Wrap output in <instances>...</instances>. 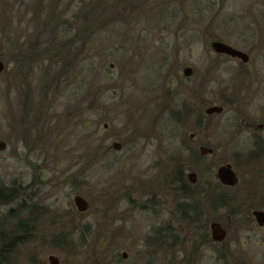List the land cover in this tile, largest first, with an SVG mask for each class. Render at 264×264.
<instances>
[{"label": "rangeland", "instance_id": "rangeland-1", "mask_svg": "<svg viewBox=\"0 0 264 264\" xmlns=\"http://www.w3.org/2000/svg\"><path fill=\"white\" fill-rule=\"evenodd\" d=\"M2 1L4 0H0V4ZM54 1L57 2V0ZM65 1L68 3L70 0ZM116 1L115 5L118 6L119 10L126 7V3H120V0ZM23 3L25 7L23 8L26 10V3ZM34 4V0H32L31 5L34 6ZM224 4L225 9L218 13H211L207 8L201 9V5L197 3L196 6L201 12L198 16L195 14L190 18L192 20L199 18L201 21L206 22V19L213 16L209 26L211 34L219 37L218 39L223 43H230L236 48H241L240 50L243 52L249 48L250 63L246 68L249 77L243 78V80H250L252 83H255L258 78L264 80V61L260 60L259 55L260 49H264V0H224ZM70 5L68 7L71 8L74 3L71 2ZM214 7L216 8V1ZM70 8L65 16L69 15ZM24 9L17 13L14 11L11 16L9 4L0 5V22L4 19L8 22L16 14L13 19L14 22L17 21L19 24L18 29L15 28L14 31L29 33L31 38L43 37L46 39L52 28V24L51 27L48 25L49 22L44 23L48 18V14L47 16L45 14L46 9L39 14L31 10L28 15L24 12ZM143 10L146 12L148 19L151 15V9L143 5ZM31 17L34 20L28 22ZM163 18H165L164 15L161 16V19ZM121 30L122 27L119 24L114 25L110 30L115 35L110 49L112 51L118 50V53L114 55L116 60L109 57L99 63L97 61L96 64L99 73L107 74L106 78L103 79V85H114L118 73L114 64L118 61L124 67L128 66L129 61L126 59V55L130 54L131 51H137L140 55H144L143 58L146 59L145 54L147 51L144 45L132 44L131 33L121 35ZM3 31V24H0V35ZM6 31L8 35L15 34L12 26H9ZM198 36L201 37L198 33H195V37L191 38L196 39ZM165 37L168 36L165 35ZM2 38L0 36V47L4 48ZM118 43L124 44V48L119 49L118 47L121 45ZM105 49H108V47H105ZM189 49L190 51L187 53H178L177 58L178 61L184 59V63L188 64L189 68L195 66L201 85L206 83L207 79L208 82L209 80L221 79L220 73L216 71L207 72L210 68V55L212 53L205 41L201 40L197 42L195 47L190 46ZM194 58L197 60H194ZM172 59L170 57L168 60L173 64L175 60ZM144 68H146V62L143 60L141 64H137V67L130 66L125 69V73H128V79L124 81L125 83L123 82L120 90L117 88L116 92L119 93L115 99V101H121L124 104L116 105L114 111L109 113L112 120L111 124H108L109 126L105 124L107 132L102 130L103 124L97 131V137L109 133H114L117 136L116 139L105 142L107 147L112 142L124 144L119 151L112 152L111 157L117 161L112 166H101L97 162L88 169L77 172L81 169L82 163L79 160L76 161L75 158L80 155L84 143L82 137L85 131L80 132V129H75L74 122L77 119L70 118L69 122V118L67 119L65 113L62 114L63 102L75 100L74 97L57 98L54 104L47 99L43 104H39L35 96V98L32 97L24 105L17 108L14 120L16 130L20 134L30 133V140L40 137L41 147L46 150L47 159L37 156L35 149L33 152H26L20 143L13 140L12 136L7 138L8 142L1 139L0 141L5 144V148L0 151V181L5 187H9L13 183L14 187L26 189L25 192L29 193L30 196L37 197L38 206H36L48 210L47 212L57 214L69 211L68 209L72 208V196L75 194L83 197L88 204L86 214L80 218L81 224H87L88 229L86 231L81 229L74 231L71 235L73 241L65 247L66 251L56 253L41 250L39 259L33 257L30 264H48L46 258L49 255H53L58 264H99L104 261L109 262L113 249H117L115 251L117 255L120 253L126 254V259L118 264H147L146 257L149 255L148 251L150 249L149 245L144 244L143 241V238L148 235L147 218L137 213L131 215V195H129L131 193V181H135L142 171H146L144 174L142 173L143 176L148 174L151 161L150 150L153 149L152 145H149V141L142 136L140 141L136 142L134 147L136 151L131 153V135L135 137L144 130L142 121L145 112L148 111L145 98L149 96V91L152 88L157 87L155 81L157 77L156 70L149 73L148 68L147 70H144ZM105 69L109 72H104ZM238 69V66H236L231 70L236 73ZM1 72L0 87L4 90L5 82H3V79L5 77L1 75ZM181 73L182 71L179 70L178 79H180ZM178 79L176 77L170 78L169 88L173 95L177 94V97L181 95L187 100L197 98V96L200 99H207L208 94L201 85L199 89L196 87L197 83L194 79L189 82ZM105 101L104 98L100 100L104 105ZM4 104H7V101ZM25 106L26 108H24ZM37 106H40V116L35 122H32L33 113ZM1 109L3 115L6 116L4 108L1 107ZM100 114L102 115V113ZM6 121L7 118L2 122L0 119V135L5 137L8 135ZM167 129L168 132L176 130L169 121ZM209 129V139L214 143L216 150L213 157L214 168H216L217 165L228 163V143L224 134L226 129L224 120L212 118L209 122ZM168 138L170 141L167 144V149H169L166 150V156L168 161L176 160L178 152L171 149L178 144L176 131H173V135ZM86 146L90 148L91 145ZM142 148L141 155H139L138 150ZM160 153V151L153 152L156 155ZM182 155L185 154L182 153ZM51 177H54L58 182H61L65 177H69V183L67 182V185L63 186L56 185L55 180H49ZM168 203L164 206V210L169 213L172 209L170 202ZM2 211H4V208H0V213ZM108 225H113L114 228L119 226L121 232L113 236L114 229L109 228ZM172 225L176 227L173 222ZM256 232V234L247 232L240 234L237 244L231 247L232 255L238 256L240 254L244 258V264H264V244L260 240V235L264 233V227ZM177 245L176 242L173 247L176 248ZM155 257L150 264H161L160 257ZM153 260L155 261L153 262ZM197 261V264H209V250L202 251ZM112 262L110 264H113Z\"/></svg>", "mask_w": 264, "mask_h": 264}, {"label": "trees", "instance_id": "trees-1", "mask_svg": "<svg viewBox=\"0 0 264 264\" xmlns=\"http://www.w3.org/2000/svg\"><path fill=\"white\" fill-rule=\"evenodd\" d=\"M31 1L4 0L0 4H9L11 16L14 11L17 13L25 8L23 2L26 3L24 12L27 15L31 10L39 14L46 9L48 18L44 23L49 22V26L52 24L50 34L45 39L31 38L29 33L14 31L19 24L13 19L16 14L12 20L6 22L4 19L0 22L4 30L0 35L4 45V48L0 47V61L3 64L1 75L5 77L4 90L0 87V119L2 122L7 118L8 126L7 137L0 135V140L8 142L7 138L12 136L26 152L35 149L37 156L47 159L40 137L30 140V133L20 134L16 130L14 120L17 108L35 96L39 104L47 99L54 104L57 98L74 97L75 100L63 102L62 114L65 113L69 122L70 118L77 119L74 122L75 129L85 131L80 155L75 158L82 163L77 172L88 169L107 154V147L97 142V131L101 124H111L109 113L114 111V103L124 104L115 99L119 93L116 92L117 88L120 90L123 82L128 79L125 69L137 67L144 60V70L148 68L149 73L156 70L155 81L164 94V86L168 84L170 76L176 73L174 63L168 59L172 57L174 60L179 51L195 47L201 40L209 45L213 38H219L209 32L213 16L206 19V22L190 18L201 12L197 3L201 9L207 8L211 13L225 9L224 0H215L216 8L214 0H120V3H126L122 10L115 5L116 0H70L68 3L65 0H34V6ZM71 2L74 5L70 8L68 6H71ZM143 5L151 9L148 19ZM69 8L70 13L65 16ZM163 15L165 18L161 19ZM31 20L34 19L31 17L28 22ZM116 24L122 27L121 35L131 33L132 44L144 45L146 59L137 51H131L126 55L128 66L124 67L118 61L114 64L118 70L117 85L116 82L114 85H103L107 74L99 73L96 64L109 57L116 60L114 55L118 50L110 49L115 36L110 30ZM9 26H12L15 34L8 35L6 29ZM194 33L201 37L191 38ZM118 44L121 45L119 49L124 48V44ZM104 72L109 71L105 69ZM101 98L106 100L105 105L100 102ZM6 101L7 104H4ZM1 107L6 116L1 112ZM33 116L32 122H35L40 116V106H37ZM86 145L91 146L89 148ZM169 170L168 186L173 187L177 182V168L170 166ZM49 180H55V184L61 186L69 183V177L61 182L54 177ZM25 191L24 188L14 187L13 183L5 187L0 181V208H4L0 213V264H30L33 257L39 259L41 250L62 253L73 241L71 235L74 233L63 228L64 225L80 222L73 210L56 214L36 208L37 204L33 201L37 197Z\"/></svg>", "mask_w": 264, "mask_h": 264}, {"label": "flooded vegetation", "instance_id": "flooded-vegetation-1", "mask_svg": "<svg viewBox=\"0 0 264 264\" xmlns=\"http://www.w3.org/2000/svg\"><path fill=\"white\" fill-rule=\"evenodd\" d=\"M193 35L195 37V33ZM215 41L223 43L216 38L211 42ZM223 44L243 53L246 60L242 62L238 58L215 53L209 47L212 54L207 72L216 71L220 73L221 79L209 82L207 79L201 85L195 66L189 68L184 59L178 61L176 57V73L170 78L178 79V71L181 70L178 80L189 82L194 79L196 87L199 89L201 85L208 94L207 99L197 96L187 100L181 95H173L169 88V78L163 89L164 94L158 85L149 91V96L145 98L148 111L142 121L144 130L135 137L131 135V153L136 151L134 147L142 136L153 148L150 150L148 174L143 176L142 173L146 171H142L135 181H131L129 194L131 215L137 213L147 218L148 235L143 238L144 244L149 245L150 249L146 257L147 264L152 263L155 256L160 257L161 264H197L199 254L205 249L209 250V264H244V258L240 254L232 255L231 247L237 244L240 234H256V231L264 227V80L258 78L255 83L243 80L249 77L246 70L250 63L249 48L243 52L230 43ZM189 51L190 49H182L179 53ZM259 55L263 62V48ZM236 66L239 69L233 73L231 69ZM114 104L118 105V102ZM212 108L218 111L208 112ZM212 118L224 120V134L228 143V163L217 165L216 168L213 160L216 150L209 139V122ZM168 121L176 128L173 131H176L178 140L177 146L171 148L178 152V157L172 161H168L166 156L170 141L168 137L173 135V131L168 132ZM105 124L103 123L102 130L107 132ZM116 138L114 133H109L97 137V142L106 146V141ZM113 143L116 142L106 146L107 154L98 161L101 166L108 167L117 162L111 157L112 152L119 151L124 144L118 142L116 144L119 148L114 149ZM142 150L143 148L138 150L139 155ZM156 151L161 153L153 154ZM170 166L177 168V182L173 187L168 186ZM221 166H227L232 172V185H224L216 177V170ZM74 196L79 195L75 194L72 198ZM79 197L85 201L83 197ZM168 202L172 209L169 213L164 210ZM71 204L72 208L68 210H73L80 220L88 210L87 202L84 212L75 209L72 199ZM37 206L35 205L36 208ZM253 213L263 215L261 225L256 223ZM172 222L176 227H173ZM212 225H216L221 231L220 240L212 239ZM108 227L114 229L113 236L121 232L119 226ZM63 228L86 231L88 225L81 224L80 221L77 224L67 223ZM260 237L264 244V233ZM176 242L178 245L174 248L173 244ZM115 251L117 249H113L114 256L109 262L101 261L102 264H110L112 261L113 264H118L126 259L125 253L117 255Z\"/></svg>", "mask_w": 264, "mask_h": 264}, {"label": "water", "instance_id": "water-1", "mask_svg": "<svg viewBox=\"0 0 264 264\" xmlns=\"http://www.w3.org/2000/svg\"><path fill=\"white\" fill-rule=\"evenodd\" d=\"M209 47L215 53H220V54L228 55L230 57H235V58L240 59L242 62H244L246 60V56L243 53L236 51V50L230 48L229 46H227L223 43L216 42V41L211 42ZM2 67H3L2 63L0 62V72L2 70ZM184 71L188 72V69H185ZM212 111H218V109L212 108V109L208 110V112H212ZM4 148H5V144L2 141H0V151H2ZM112 148L118 149L119 145L116 143H113ZM216 177L224 185H232V183L234 182V180H232L233 174L227 166H221V167L217 168ZM72 202H73L75 209L78 212H84L87 208L86 202L82 198H80L79 196H74L72 198ZM253 215L256 219V223L258 225H261L263 222V218H262L263 215L261 213H253ZM211 232H212V235H211L212 239L220 240L221 231L218 230V227L216 225L211 226ZM46 261L48 264H58L57 259L53 255L47 256Z\"/></svg>", "mask_w": 264, "mask_h": 264}]
</instances>
